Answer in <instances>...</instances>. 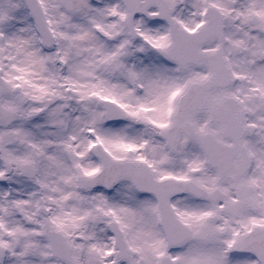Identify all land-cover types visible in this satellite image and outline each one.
I'll list each match as a JSON object with an SVG mask.
<instances>
[{
    "label": "snow or ice",
    "instance_id": "obj_1",
    "mask_svg": "<svg viewBox=\"0 0 264 264\" xmlns=\"http://www.w3.org/2000/svg\"><path fill=\"white\" fill-rule=\"evenodd\" d=\"M0 264H264V0H0Z\"/></svg>",
    "mask_w": 264,
    "mask_h": 264
}]
</instances>
